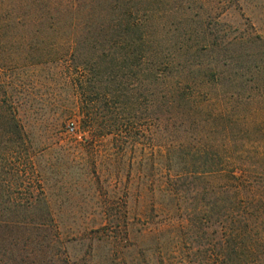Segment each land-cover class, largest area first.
<instances>
[{
	"label": "trees",
	"instance_id": "16d2710c",
	"mask_svg": "<svg viewBox=\"0 0 264 264\" xmlns=\"http://www.w3.org/2000/svg\"><path fill=\"white\" fill-rule=\"evenodd\" d=\"M204 1L0 0V264H84L64 243L40 157L31 166L25 106L12 100L17 84L2 81L5 58L58 67L80 131L115 139L110 160L150 186L151 211L164 223L139 231L149 241L143 254L125 218V234H102L108 259L120 252L125 264H264V62L240 87L235 54L176 71L186 53L248 46L264 54V33L251 23L248 33L221 36L204 20L167 54L156 34V18L185 21Z\"/></svg>",
	"mask_w": 264,
	"mask_h": 264
},
{
	"label": "rangeland",
	"instance_id": "374dc122",
	"mask_svg": "<svg viewBox=\"0 0 264 264\" xmlns=\"http://www.w3.org/2000/svg\"><path fill=\"white\" fill-rule=\"evenodd\" d=\"M181 17L159 16L154 21L158 28L156 34L166 54L177 50L185 29L191 25L199 26V22L204 20L210 22L212 31H219L221 36L224 33L229 36L248 33L252 30L251 23L258 32L264 33V0H205L204 7L188 12L185 21H181ZM162 23L166 27L162 28ZM213 54V57L207 53L198 57L191 53L189 58L186 53L180 58L181 65L176 71L182 70L186 63H207L215 57L227 63L235 54L240 59L232 67L243 75L236 82L240 87L247 82L245 79L251 78L249 71L264 62V54L258 47L244 46L233 54L229 51ZM5 62L2 81L9 89L13 87L12 83L14 87L17 84L12 100L25 106L19 117L29 129L26 148L33 158L31 166L39 163L36 157H40L41 179L71 254L84 264L127 263L120 252L113 253V257L108 259L109 247L100 241L103 233L125 234V218L133 239L130 243H138L136 252L144 254L149 241H140L139 231H154L165 221L164 216L151 211L150 186L146 187L142 179H130L128 166L110 160L115 139L93 138L90 133L80 131V114L74 91L66 80L56 76L60 70L58 67L45 63L34 66L29 60H26V66H14L6 58ZM228 87L225 85L223 89ZM164 136H160L158 143L166 140L168 134ZM146 142L143 141L142 146ZM78 144L82 145L81 149ZM145 187L148 188L146 194ZM118 216L122 218L119 223L112 219ZM180 219L176 217L174 221Z\"/></svg>",
	"mask_w": 264,
	"mask_h": 264
}]
</instances>
